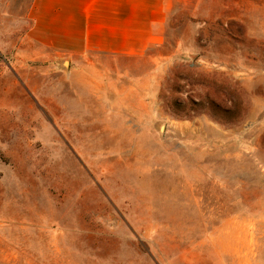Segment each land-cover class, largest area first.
<instances>
[{
    "label": "rangeland",
    "instance_id": "374dc122",
    "mask_svg": "<svg viewBox=\"0 0 264 264\" xmlns=\"http://www.w3.org/2000/svg\"><path fill=\"white\" fill-rule=\"evenodd\" d=\"M33 1L0 0V264H264V0L75 61Z\"/></svg>",
    "mask_w": 264,
    "mask_h": 264
},
{
    "label": "crops",
    "instance_id": "0c3cea01",
    "mask_svg": "<svg viewBox=\"0 0 264 264\" xmlns=\"http://www.w3.org/2000/svg\"><path fill=\"white\" fill-rule=\"evenodd\" d=\"M168 5L169 0H34L29 35L72 61L89 53L138 55L163 40Z\"/></svg>",
    "mask_w": 264,
    "mask_h": 264
},
{
    "label": "water",
    "instance_id": "95a60500",
    "mask_svg": "<svg viewBox=\"0 0 264 264\" xmlns=\"http://www.w3.org/2000/svg\"><path fill=\"white\" fill-rule=\"evenodd\" d=\"M67 64H68V62L65 60V61L63 62L64 67H67ZM160 132H162V127H160Z\"/></svg>",
    "mask_w": 264,
    "mask_h": 264
}]
</instances>
